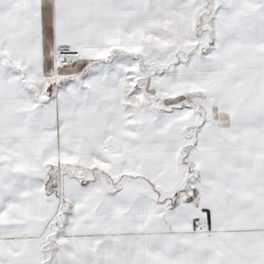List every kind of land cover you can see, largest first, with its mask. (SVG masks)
I'll return each instance as SVG.
<instances>
[{"label":"snow or ice","instance_id":"obj_1","mask_svg":"<svg viewBox=\"0 0 264 264\" xmlns=\"http://www.w3.org/2000/svg\"><path fill=\"white\" fill-rule=\"evenodd\" d=\"M0 264H264V0H0Z\"/></svg>","mask_w":264,"mask_h":264}]
</instances>
